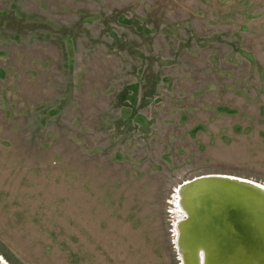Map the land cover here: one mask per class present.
Listing matches in <instances>:
<instances>
[{"label": "rangeland", "instance_id": "1", "mask_svg": "<svg viewBox=\"0 0 264 264\" xmlns=\"http://www.w3.org/2000/svg\"><path fill=\"white\" fill-rule=\"evenodd\" d=\"M213 173L264 184V0H0V264H181Z\"/></svg>", "mask_w": 264, "mask_h": 264}, {"label": "bare ground", "instance_id": "2", "mask_svg": "<svg viewBox=\"0 0 264 264\" xmlns=\"http://www.w3.org/2000/svg\"><path fill=\"white\" fill-rule=\"evenodd\" d=\"M225 178L193 184L183 195L190 218L184 222L180 237L189 264H216L220 262L218 259L222 264L225 252L231 250L229 245L233 247L237 241L233 236L242 226H251L253 238L264 240V190L252 182L246 185ZM254 246L246 241L243 244L249 256L263 260L264 254H255Z\"/></svg>", "mask_w": 264, "mask_h": 264}, {"label": "water", "instance_id": "3", "mask_svg": "<svg viewBox=\"0 0 264 264\" xmlns=\"http://www.w3.org/2000/svg\"><path fill=\"white\" fill-rule=\"evenodd\" d=\"M224 178L228 179L230 181L233 182H239L241 184H246V182H252L254 183V186L257 188H261V190H264V184L260 183V182H255V181H251L248 178H244V177H240V176H235V175H230V174H221V173H213V174H204V175H200V176H196L190 180H186L183 183H181L177 189H176V193L178 196V201L177 204L179 205L180 209L184 212V217L180 220H178L175 224V233H176V248L177 251L180 255V259H181V264H186L190 262L188 256L185 255L184 253V248L185 244L184 242L181 240V230L183 228V224L186 221V219L190 218V212L188 211V206H187V202L186 199L184 198L183 195H187L186 192H188V187L193 185V184H197L198 182L201 181H211V180H218L220 178ZM229 177V178H228ZM239 180V181H238ZM184 192V194H183ZM185 200V202H184ZM233 209V208H232ZM191 222V221H190ZM232 231H234V228H232ZM240 233V234H239ZM233 237H235L237 239V241H235L233 243V247L231 246V250L229 253L225 252V259L224 261L222 260V264H264V258L263 260H261V258H257V257H252L253 255H248V253L245 251V247H243V244L246 242H250V243H254L255 244V254L261 253L262 256L264 254V240H257V237H254V228L247 227V226H242V229H240L237 232V235H234ZM242 243V244H241ZM254 249V248H253ZM201 254V253H200ZM208 260V259H207ZM220 262L216 263V264H221V260L218 259ZM207 262V261H206Z\"/></svg>", "mask_w": 264, "mask_h": 264}, {"label": "trees", "instance_id": "4", "mask_svg": "<svg viewBox=\"0 0 264 264\" xmlns=\"http://www.w3.org/2000/svg\"><path fill=\"white\" fill-rule=\"evenodd\" d=\"M134 86L133 90H134V93H136V90L138 88V85L137 84H131V88ZM137 87V88H136ZM128 95V94H127ZM130 95V94H129ZM128 95V96H129Z\"/></svg>", "mask_w": 264, "mask_h": 264}]
</instances>
